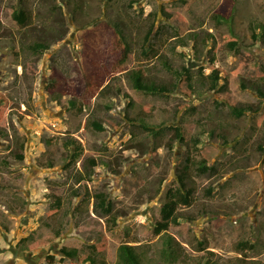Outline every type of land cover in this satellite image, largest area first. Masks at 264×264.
Here are the masks:
<instances>
[{
	"label": "rangeland",
	"instance_id": "374dc122",
	"mask_svg": "<svg viewBox=\"0 0 264 264\" xmlns=\"http://www.w3.org/2000/svg\"><path fill=\"white\" fill-rule=\"evenodd\" d=\"M19 7L29 12L24 25L13 14ZM149 13L156 19L157 33L150 41L157 53L145 56L139 51L152 20ZM216 13L229 19L218 22ZM263 24L264 0H0V94L5 98L0 100L5 107L0 117V264H89L82 257L101 234L107 237L108 264H115L124 241L147 250L142 264H170L161 252L168 239L180 244L172 264H264V152L257 147L264 138V98L255 90L264 86V34L253 35L262 32L258 26ZM118 27L132 48L122 67ZM188 31L199 35L198 58L192 38L186 37L185 45L177 41ZM205 32L216 41L201 42ZM224 34L238 37L236 49H229ZM37 40L49 41L50 47L32 49ZM212 45L214 63L223 71L218 86L228 79L223 92L255 111L235 117L225 93L220 99L218 89L206 86H198L192 96L131 87L127 72L137 67L148 69L151 79L175 81L159 54L176 69L203 66L209 73ZM93 71L105 79L104 94L87 91ZM182 103L188 106L177 112ZM142 108L151 111L149 124L161 130L157 137L127 119ZM93 119L102 123V131L93 129ZM217 122L233 137L228 142L217 134ZM180 123L185 137L200 135L201 150L217 171L199 175L191 169L196 200L180 210L192 218L155 233L164 193L177 185V168L186 157V147L174 135ZM211 127H216L213 136ZM70 135L83 145L75 161L73 147L64 144ZM16 139L25 143L21 160L12 154ZM89 156L98 164L90 180H79ZM99 190L107 192L118 215L114 227L95 209V199L86 198ZM53 196L61 197L59 208ZM245 240L253 248L243 246ZM62 246L78 248L80 258L61 263L47 258Z\"/></svg>",
	"mask_w": 264,
	"mask_h": 264
},
{
	"label": "trees",
	"instance_id": "16d2710c",
	"mask_svg": "<svg viewBox=\"0 0 264 264\" xmlns=\"http://www.w3.org/2000/svg\"><path fill=\"white\" fill-rule=\"evenodd\" d=\"M59 1V0H57ZM14 17L17 19L18 23L21 25H24L27 23L29 18V12L26 9H21L20 7L17 8L14 12ZM150 17H152L151 22L149 23L146 32L143 35V43L142 48L139 53L141 55L145 56H151L156 55L157 49L155 47V43L150 41L151 36L154 34L156 35V19L154 17V13H149ZM148 15V16H149ZM169 16V14H167ZM218 19V22L220 20L224 19L225 21L229 19L228 15H225L224 13H216L215 15ZM261 27L260 31H253V35L255 39L258 38V34H264V24ZM118 32L116 33V40L119 44V47L122 49L121 56L117 60L118 66L122 67L124 63L130 58L132 48L131 44L128 42L127 38L124 36L123 31L121 28H117ZM198 33L195 31H188L183 35H178L177 41L182 43V45H185L186 37H190L194 40V43L192 45V48L195 50V53L200 57V48L199 46V39H198ZM223 38L226 40V43L228 44L229 49H236L238 46V37L234 34H224ZM201 42L207 43V42H215L216 38L214 35L210 32H205L203 36L200 38ZM147 44V45H146ZM176 46V45H175ZM32 49L34 50H41V49H47L50 47V42L46 40H37L33 41L31 45ZM175 48V47H174ZM210 53V72L205 73L203 71V66H199L196 71H192L191 68L185 64H183L180 68H174L171 62L169 61L168 57L163 54H159V61L161 62L162 66L172 72L173 76L175 77V81L171 82H164V81H158L156 79H151L150 76L147 75V72L145 67H137L133 68L130 71L127 72V76L131 82V87L139 92H145V93H151V94H157V95H165L168 93H172L175 90H179L183 94L187 96H192L194 94L196 88L198 86L200 87H207L209 90H216L215 94L219 96L220 99H223V94L225 93L226 96V103L230 105V112L235 117H241L245 114L247 111H255L256 108L253 107L252 104H238L233 99L229 98V93L223 92L227 89V80L224 81L223 84L218 86L219 81L222 78V68L215 65V51H214V45L211 46ZM157 57V58H158ZM104 77L101 75L99 71H93L90 73L89 78L87 80V91L90 92V94H97L102 91L104 94V88L105 90H108L107 85H104ZM242 89H245L247 87V84L244 81L239 82ZM257 94L264 98V86L259 85L255 88ZM107 94V93H106ZM0 100H5L4 96L0 94ZM224 100V99H223ZM71 102H73L71 100ZM132 104V100L128 102V105ZM220 104H223L221 101ZM188 106L187 103H182L178 106L177 112L182 109L183 107ZM79 110H82L83 106H79ZM4 110L5 107H0V117L4 116ZM144 108H142L141 111H138L134 117L127 116V119L130 121H134L137 123V125L143 129L144 131H148L151 133L152 136L157 137L156 133H160L161 130L157 129L156 127L149 124L147 121V118L150 116L151 111L149 109L146 110V112H143ZM176 112V113H177ZM91 126L93 129H96L98 131L103 130L102 123L97 120L93 119L90 121ZM217 127L221 129L217 134L223 137L224 142H228L231 140L228 133H222L223 129H227L223 123L217 122ZM174 129V135L177 142L183 146L186 147L184 153L186 154L181 161L180 167L177 168V185L176 186H169L165 193H164V200L160 207V217L156 221L153 231L155 233H160L162 231L167 230L172 224L177 225L180 223L182 218L191 219L192 215H187L186 213L182 212L180 210L181 206H191L194 201L196 200V185L193 182L192 179V173L191 169H194V172L197 174H206V175H212L217 171V166L210 163V156H208L203 150H201L200 144H201V137L200 135L196 134L194 136H191L189 138L185 137L182 124L180 123L178 126L173 127ZM216 132V127L213 129L211 127L209 134L210 136H213ZM50 142H52L50 140ZM15 148L12 150V154L18 158L23 159V149L25 146L24 141H21L16 139L15 141ZM64 144H66L69 147H73V152L70 155L71 160L75 161L77 157H79L83 152V145L79 139H77L74 136H68L64 140ZM156 147V146H152ZM171 147V146H170ZM257 147L260 149V151L264 152V138L262 140L257 141ZM155 151V150H154ZM153 151V154L155 153ZM194 154H198L199 158H194ZM87 164H83V170L85 171L84 174H81L78 172V178L79 180H90L93 174V166L98 164V161L95 157H87ZM73 161L71 164H73ZM163 183V180L161 179L159 181V186L157 190L161 189V185ZM213 191V186L208 185L207 186V196H211ZM90 197H93L95 199L94 201V207L95 209L101 211L102 213L107 215V223L110 224V226L114 227L117 224V218L118 215L114 212L113 203L108 198V194L105 191L99 190L92 195L86 196V198L89 200ZM53 200L55 202V208H59L62 205V199L59 196H53ZM128 234V233H127ZM241 244L243 246H246L247 248L251 249L253 248V244L249 243L248 241H241ZM107 245V237L104 234H101V239L99 242L94 245L91 252H87L86 255L82 257V260H87L89 264H108V261L104 257V250ZM180 250V244L175 241L174 239H168L166 240V246L165 249H162L161 252L163 253L164 259L169 262L170 264L174 263V260L178 257V252ZM244 253H247V251H244ZM147 255V250L143 249L142 245L130 243L129 241L121 242L117 247V255L115 264H142L145 260V257ZM66 257L68 258H80L79 255V249L76 247H69V246H62L59 249V253L57 254H49L47 255V258L54 262H63L65 261Z\"/></svg>",
	"mask_w": 264,
	"mask_h": 264
}]
</instances>
